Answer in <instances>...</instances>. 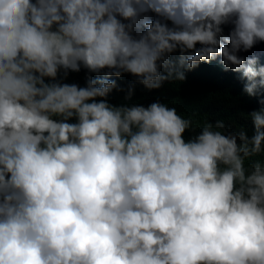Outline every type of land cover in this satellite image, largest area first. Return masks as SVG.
I'll use <instances>...</instances> for the list:
<instances>
[{
    "label": "clouds",
    "instance_id": "clouds-1",
    "mask_svg": "<svg viewBox=\"0 0 264 264\" xmlns=\"http://www.w3.org/2000/svg\"><path fill=\"white\" fill-rule=\"evenodd\" d=\"M260 42L264 0H0V264H264V107L109 99L213 60L255 97Z\"/></svg>",
    "mask_w": 264,
    "mask_h": 264
},
{
    "label": "trees",
    "instance_id": "trees-1",
    "mask_svg": "<svg viewBox=\"0 0 264 264\" xmlns=\"http://www.w3.org/2000/svg\"><path fill=\"white\" fill-rule=\"evenodd\" d=\"M177 54H174V56ZM257 66H264V58L258 60ZM239 73L231 70L225 71L220 61L201 63L196 69L187 71V79L183 82H165L158 90H147L142 85H135V94L131 101L124 100V92H113L110 101L115 104L138 103L147 106L149 103L160 100L175 106L178 112L193 118L194 125L201 126L205 120L213 124L223 120L231 129L238 130L243 127L249 134L254 128L248 113L264 107V89L255 97H250L243 91L246 81L239 78ZM85 71L72 73L67 82H76L84 85ZM117 79L125 89L135 80L129 74ZM199 128L196 132H199ZM194 133L186 131L185 139Z\"/></svg>",
    "mask_w": 264,
    "mask_h": 264
},
{
    "label": "rangeland",
    "instance_id": "rangeland-1",
    "mask_svg": "<svg viewBox=\"0 0 264 264\" xmlns=\"http://www.w3.org/2000/svg\"><path fill=\"white\" fill-rule=\"evenodd\" d=\"M229 28L230 26L225 27L226 33L229 30ZM239 54L245 57H258V59L264 58V42L258 43L250 51H247V52L242 51ZM216 59H219V57H217Z\"/></svg>",
    "mask_w": 264,
    "mask_h": 264
}]
</instances>
